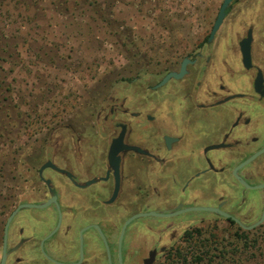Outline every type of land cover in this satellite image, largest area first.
Segmentation results:
<instances>
[{"label": "flooded vegetation", "instance_id": "1", "mask_svg": "<svg viewBox=\"0 0 264 264\" xmlns=\"http://www.w3.org/2000/svg\"><path fill=\"white\" fill-rule=\"evenodd\" d=\"M221 2L22 134L15 166L2 134L0 264H184L219 223L264 235V218L234 220L264 206V0H230L210 36Z\"/></svg>", "mask_w": 264, "mask_h": 264}, {"label": "rangeland", "instance_id": "2", "mask_svg": "<svg viewBox=\"0 0 264 264\" xmlns=\"http://www.w3.org/2000/svg\"><path fill=\"white\" fill-rule=\"evenodd\" d=\"M216 1L115 0L96 12L81 0H0V166L3 133L15 166L22 134L73 118L81 102L102 91V80L114 86L126 73L131 54H147L153 32L182 34L191 26L184 22L194 26ZM201 238L184 264H264V235L227 234L219 223Z\"/></svg>", "mask_w": 264, "mask_h": 264}, {"label": "water", "instance_id": "3", "mask_svg": "<svg viewBox=\"0 0 264 264\" xmlns=\"http://www.w3.org/2000/svg\"><path fill=\"white\" fill-rule=\"evenodd\" d=\"M229 1H230V0H222L221 5H220L219 10H218V13H217V15H216V17H215V19H214V21H213V25H212V28H211V31H210V36H211L212 33L215 31V29L218 27V25H219V23H220V21H221V19H222V16H223L224 8H225V6L227 5V3H228ZM244 185L247 186L246 184H244ZM43 205H45V204H43ZM199 208H201V209H211V210H215V211H217V212H219V213H221V214L226 215L225 213H223V212L217 210L216 208H211V207H199ZM16 209H17V208H16ZM16 209H15V210H16ZM15 210H14L13 212H15ZM263 218H264V206H263V210H262V213H261V215H260V218H259L257 221H255V222H253V223H251V224H249V225H243V224H241L238 220H236V219H234V220H235V222L238 223L241 227L246 228V229H250V228H253L254 226H256L257 224H259V223L262 221ZM149 261H150V259L145 260V261H144V264H149Z\"/></svg>", "mask_w": 264, "mask_h": 264}, {"label": "trees", "instance_id": "4", "mask_svg": "<svg viewBox=\"0 0 264 264\" xmlns=\"http://www.w3.org/2000/svg\"><path fill=\"white\" fill-rule=\"evenodd\" d=\"M81 2L87 6H90L92 9H95L96 12H102L101 7L102 9H105V6L106 8H108L115 3V0L108 1L107 5H104V3L101 0H81ZM102 4L104 6H102ZM99 17H101V15ZM194 259H198V257H194Z\"/></svg>", "mask_w": 264, "mask_h": 264}]
</instances>
